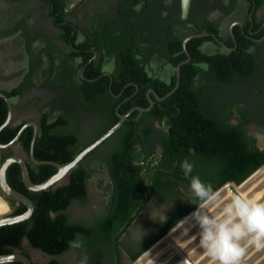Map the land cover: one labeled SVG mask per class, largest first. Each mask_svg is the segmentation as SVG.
Wrapping results in <instances>:
<instances>
[{
    "label": "trees",
    "instance_id": "obj_1",
    "mask_svg": "<svg viewBox=\"0 0 264 264\" xmlns=\"http://www.w3.org/2000/svg\"><path fill=\"white\" fill-rule=\"evenodd\" d=\"M41 1L48 7L53 25L61 31L59 38L68 45L69 50L57 57L52 48L48 49L50 84L68 90L71 97L91 113L93 131L88 138H80L79 117L66 113L67 106L70 109L74 107L71 98H68V102L65 100V103H60L55 116V107L42 110L37 121L39 133L34 146L37 160H52L62 164L69 162L110 128L118 120V114L134 106L147 107L149 89H153L160 97L166 95L177 80L175 67L186 60L189 53V61L180 66L179 86L175 92L161 101L156 100L151 93L154 99L152 108L144 112L135 110L130 114L112 135L73 167L65 184L31 191L24 186L17 163L7 168V182L33 201L34 210L26 220L0 226V254L14 252L27 238L33 248L51 256L46 264H64L54 256L67 251L77 236L81 235V245L90 253L88 264L110 263L114 255L119 253L121 234L147 207L151 198H168L175 193L176 199L181 200L184 196L181 185L190 188V179L185 178L181 163L192 153L184 145L183 136L209 133L199 129L200 122L196 120L227 118L221 111L223 106L215 92L254 79L259 56L257 51L250 50V46L257 43L248 35L247 28L251 24L248 18L245 31L240 26L233 27L234 39L229 36L230 42L225 44L232 49L221 54L220 46L210 35L219 37V24L207 18L204 13L197 18L189 14L187 19H181L180 2L176 7L175 2L166 4L162 0H117L114 16H101L96 27L86 29L68 18L66 0ZM140 1L144 7L139 12L135 10V5ZM249 1H254V9L262 2ZM233 2L228 0L222 8L225 15L233 10ZM254 9L251 10L252 20L260 25L264 18L256 21ZM184 23L190 24L193 33H209L208 36L188 40L187 52L182 46L183 37L174 31L176 26ZM79 32L83 36L81 40H77ZM206 40L215 43L218 50L213 53L201 51L200 46ZM96 55L102 59L112 57L113 69L104 71L101 64L96 63ZM154 57L163 59L173 68L167 79L149 72L148 65ZM28 83L25 77L18 86L3 92L9 98L20 95ZM6 116V101L0 96V125ZM164 122L166 130L160 127ZM24 123L5 126L0 131V143L5 144L13 139ZM32 133L33 127L28 125L18 139L27 154ZM247 145L246 141L238 140L240 161L253 156V162L245 169H238V175L223 174V180L212 186L214 191L229 179L239 184L264 165V150L249 149ZM156 147H159L165 165H158L151 181L146 182L142 176V165L134 162L135 153L139 148L146 157ZM9 155L10 150L1 156V161ZM95 162L106 166L111 180L106 213L89 224L71 222L65 210L74 200H87L86 182L96 170ZM27 164L34 183L45 180L57 171L51 164L34 165L30 161ZM171 164H175L173 169L169 167ZM192 175L199 176L203 181L201 171L193 169ZM198 205L199 201L195 200L192 205L173 215L165 226L159 228L153 239L131 256L132 259H136L183 215ZM25 209L22 203H18L11 214L21 213ZM21 253L30 257L26 252ZM8 264L22 263L12 261Z\"/></svg>",
    "mask_w": 264,
    "mask_h": 264
},
{
    "label": "rangeland",
    "instance_id": "obj_2",
    "mask_svg": "<svg viewBox=\"0 0 264 264\" xmlns=\"http://www.w3.org/2000/svg\"><path fill=\"white\" fill-rule=\"evenodd\" d=\"M117 0H66L68 18L86 29L97 26V20L104 15L114 16L116 14ZM160 2L159 0H155ZM166 4L176 3L179 0H162ZM207 5V6H206ZM204 6L206 16L219 24V29L223 37L228 36V29L233 21L244 20V9L246 0H238V10L222 16V13L214 7ZM144 7L143 2L135 5L136 11H141ZM180 8V7H179ZM258 10V17L262 18L264 12ZM175 33L180 37H185L193 33L190 24L184 23L174 28ZM61 31L55 27L48 14V7L41 0H0V91H9L18 86L25 77L28 78V85L20 95L10 98L13 105L12 118L10 124L16 126L26 121H37L40 119L42 110H48L51 106L55 107L53 116L58 112L60 103L68 102L71 98L73 108L66 107L69 116L79 117L81 124L80 138H88L92 133V116L89 111L82 108L73 99L68 90L50 84L51 62L48 49L52 48L58 57L68 52V45L62 41ZM83 38L79 32L77 40ZM201 51L213 53L218 50V46L210 40H206L200 46ZM253 51H257L254 49ZM259 53L257 72L253 80L245 83H237L227 89H218L215 92L216 98L220 100L224 116L230 119H244L248 121V131L255 139V147L264 149V43L257 51ZM96 63L101 64V68L109 72L114 67L112 57L102 59L99 55L95 56ZM151 74H156L167 79L173 72V68L166 64L163 59L154 57L148 65ZM198 85L199 83L196 82ZM61 99H64L63 101ZM75 100V101H74ZM68 108V109H67ZM160 127L167 129V125L162 123ZM23 149V148H22ZM13 151L12 147L0 150V160L3 154ZM25 158L27 153L20 152ZM135 163L142 165V176L146 182H150L155 169L163 164L159 147L149 156H143L137 148L134 158ZM165 165V164H163ZM95 172L86 182L87 200L80 202L72 201L65 210L69 221L84 222L89 224L96 218L106 213L110 194L111 180L106 166L94 163ZM263 167L260 166L259 168ZM257 168L254 172H256ZM252 172L251 175L254 173ZM68 176H64L60 185L65 184ZM184 195L192 197L191 189L181 185ZM175 193L169 197H153L148 201L147 207L136 217L120 236V247L122 249L130 247L128 241L132 238L130 234L148 235L154 230V223L162 219V214L166 215L178 200ZM0 197L6 202L7 209L0 213L11 214L18 202L6 196L0 190ZM82 237L78 235L71 247L60 255L54 256L64 264H88L90 253L81 245ZM79 245V246H77ZM135 248V247H133ZM15 251L26 252L33 261V264H46L51 258L40 249L33 248L27 239H23L20 247ZM123 254V252H122ZM244 259V258H242ZM121 264H134L133 259L123 255ZM251 261H258L255 257ZM240 264H244L241 261ZM257 264V263H256Z\"/></svg>",
    "mask_w": 264,
    "mask_h": 264
},
{
    "label": "flooded vegetation",
    "instance_id": "obj_3",
    "mask_svg": "<svg viewBox=\"0 0 264 264\" xmlns=\"http://www.w3.org/2000/svg\"><path fill=\"white\" fill-rule=\"evenodd\" d=\"M230 1V0H229ZM207 3L210 4L209 7H214L218 11L222 13V16H226L224 10L222 8L225 4L228 3V0H207ZM206 5V0H192L189 14L194 16V18L200 17L202 13H205L204 6ZM207 6V5H206ZM255 7L254 1L246 0V6L244 9L245 15L244 20L242 21H233L231 26V30L233 33V27L235 25L240 26L245 31V27L248 25V18L251 21L249 27L247 28L248 35L250 38L256 40V45L250 46V50L260 48V45L264 43V20L261 21L260 25H256L255 21L252 20L251 10ZM259 8L262 9L261 12H264V0H262L261 4L255 8V17L257 20H262L259 18L257 13ZM238 10V0H234L233 2V10L230 12L231 14ZM254 12V11H253ZM208 18V17H207ZM230 28V27H229ZM258 38L255 35L261 34ZM229 36H232L230 30L228 29V36L223 37L221 32L219 34V39L223 44L230 42ZM234 39V36H232ZM215 41V40H214ZM216 42V41H215ZM217 45L220 46V53L222 54L225 50L218 42ZM237 46V43H236ZM232 49V48H231ZM235 49V48H233ZM259 56V53H258ZM195 122H200L198 124L199 129L202 131H208L209 133L203 134H188L184 135V145L189 149L190 156L187 157V160L194 165L193 169H197L201 171L204 176L203 181L206 184H210L211 186L216 185L221 182L224 178V175L231 173L232 175H238V169H245L247 165L252 163L253 156H250L245 161H240L241 153L238 149V140L242 139L247 142V146L249 149H255V139L253 135H251L248 131V121L246 118L244 119H230V118H219V119H201L196 120ZM264 150V149H263ZM13 154V151L11 152ZM29 162V160H28ZM171 169L175 167V164L169 165ZM233 181V180H227ZM224 182V183H225ZM223 183V184H224ZM195 198L189 197L185 195L175 202L173 207L169 210V212L165 215L167 219L164 222L161 220L158 222L165 226L166 223L173 215L180 213L187 206L193 204L195 202ZM159 229L157 230V232ZM129 239V238H128ZM140 243L139 238H132L128 241V245L137 247ZM23 252V251H20Z\"/></svg>",
    "mask_w": 264,
    "mask_h": 264
},
{
    "label": "water",
    "instance_id": "obj_4",
    "mask_svg": "<svg viewBox=\"0 0 264 264\" xmlns=\"http://www.w3.org/2000/svg\"><path fill=\"white\" fill-rule=\"evenodd\" d=\"M191 1L192 0H180V18L183 19V20L187 19V17L189 16ZM229 30H230L231 35L233 36L232 30H231V26H230ZM208 35H209V33H207V32L191 33V34L186 35L183 38V41H182L183 49L187 52L186 42L188 40H190L191 38H200V37H204V36H208ZM210 35L225 50H230L231 49V48L227 47L225 44H223L222 41H220L218 36H216L215 34H210ZM187 56H188V58L186 60L182 61L181 63H179L175 67L177 80H176L175 86L168 93H166V95H164L163 97H160V96H158L156 94V92L153 89H149L147 91V99H148V103H149V105L147 107L134 106V107L130 108L127 112H125L123 114H118V120L110 128H108L97 139H95L93 142H91L85 148H83L80 152H78L73 157L72 160H70L69 162H67L65 164H62V163H59V162H56V161H52V160L41 161V160H37L35 158V156H34V146H35L36 138H37L38 133H39L38 124L35 121H26L20 127V129L18 130L17 134L14 136L13 139H11L8 143H5V144L0 143V150L4 149V148H9V147L13 148V154L9 155L8 157H6L2 161L0 160V190L6 196L14 199L18 203H22L26 207L25 211H23L21 213H18V214H3V215H0V226L26 220L32 215L33 210H34L33 201L27 195H25L24 193H22V192H20V191H18L16 189H14L13 187H11L9 185V183L7 182L6 171H7V168L9 167L10 164L17 163L20 166L21 179L23 181L24 186L28 190L41 191V190H45V189H48V188H51V187L55 188V187L59 186L61 179L65 175H68L69 172L73 169V167L76 166L78 164V162L81 161L91 150H93L95 147H97L99 144H101L106 138H108L110 135H112L123 124V122L127 119V117L130 114H132L135 110L144 112V111H149L152 108V106L154 105V99L151 97V95H150L151 93L154 95V98L156 100L161 101L165 97H167V96H169V95H171V94H173L175 92V90L179 86L180 66L182 64L188 62L189 59H190L188 52H187ZM0 96L5 99L6 105H7V116H6L5 120L3 121V123L0 125V131H1L5 126L9 125L10 122H11L13 105L11 103L10 98L3 91H0ZM28 125H31L33 127V133H32L31 143H30V147H29V152L27 154L28 158H29V161L32 162L34 165L51 164V165H54L57 168V171L54 174H52L51 176H49L48 178H46L45 180H43V181H41L39 183H34L31 180L30 174H29V167H28V164H27L28 163V159L25 158V156H23L20 153V152H23V149L18 143V139H19L22 131ZM248 177H246L245 179H247ZM244 180H242L239 184H241ZM226 184L239 185V184H236L234 181H228V182H225L224 184H222L219 188H221L222 186H224ZM217 190H215V191H217ZM196 208L191 210L190 212H188L184 216H182L181 219L178 220L169 230H167L166 233H164L158 240H156L144 252H142L135 259L134 264H139L138 260H140V258L145 253H147L162 238L166 237L173 228L178 226L184 220V218L188 214H190L192 211L196 210ZM25 239H27V238H25ZM12 261H19L22 264H33V261H32V259L30 257H28L25 254H23L21 252H18V251H14V252H11V253H6V254H0V264H6V263H10Z\"/></svg>",
    "mask_w": 264,
    "mask_h": 264
},
{
    "label": "clouds",
    "instance_id": "obj_5",
    "mask_svg": "<svg viewBox=\"0 0 264 264\" xmlns=\"http://www.w3.org/2000/svg\"><path fill=\"white\" fill-rule=\"evenodd\" d=\"M193 168L188 160L181 163L185 178L190 179L193 197L199 201L191 214V226H198L199 245L209 257V264H239L244 253L242 242L264 248V203L235 197L223 204L220 214L209 215L210 207L220 206L221 196L199 176H193ZM162 216L164 222L167 217L164 213Z\"/></svg>",
    "mask_w": 264,
    "mask_h": 264
},
{
    "label": "bare ground",
    "instance_id": "obj_6",
    "mask_svg": "<svg viewBox=\"0 0 264 264\" xmlns=\"http://www.w3.org/2000/svg\"><path fill=\"white\" fill-rule=\"evenodd\" d=\"M217 192L221 196V204L219 207H210L207 210L209 215L220 214L223 204L229 203L235 197H244L264 203V168H259L241 184H226L219 188ZM0 209H4V206ZM194 211L188 214L166 237L162 238L145 253L138 260V263L209 264V257L199 245L198 226H191V224H194V221H191V214ZM242 247L244 248V253L240 258L239 264L241 261L244 264H264V248H258L254 244L247 242H242ZM255 257H258V261H251Z\"/></svg>",
    "mask_w": 264,
    "mask_h": 264
},
{
    "label": "crops",
    "instance_id": "obj_7",
    "mask_svg": "<svg viewBox=\"0 0 264 264\" xmlns=\"http://www.w3.org/2000/svg\"><path fill=\"white\" fill-rule=\"evenodd\" d=\"M185 196V195H184ZM183 196V197H184ZM192 205V204H191ZM2 206H4V209H0V213H2L3 211H5L6 209H7V204H6V202L0 197V208H2ZM190 206V205H189ZM188 207V206H187ZM143 211V210H142ZM141 211V212H142ZM140 212V213H141ZM184 216V215H183ZM138 217V216H137ZM160 220H162V219H160ZM159 220V221H160ZM134 221V220H133ZM132 221V222H133ZM159 221H157V222H155L154 223V230L152 231V233H149L148 235H143V234H130L129 236L130 237H128V238H139V242L140 243H138L139 245L137 246V247H135V248H133L134 246H131V247H127V248H124V249H122V252H123V254H122V252H121V247L119 248V253L117 254V255H114V258H113V262H110V263H105V264H121V258L123 257V255H125L126 257H130L131 259H132V255L133 254H136L137 252H139L140 251V249L144 246V245H146V242L147 241H149V240H151V239H153L154 238V236H156L157 234H158V232H157V230L159 229V228H161V227H163L162 226V224H159L160 222ZM131 222V223H132ZM159 222V223H158ZM130 226V225H129ZM120 240V239H119ZM135 260V259H134ZM6 264H8V263H6Z\"/></svg>",
    "mask_w": 264,
    "mask_h": 264
}]
</instances>
